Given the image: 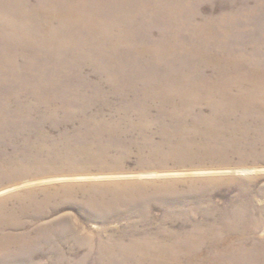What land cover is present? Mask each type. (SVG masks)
I'll list each match as a JSON object with an SVG mask.
<instances>
[{
    "label": "rangeland",
    "instance_id": "obj_1",
    "mask_svg": "<svg viewBox=\"0 0 264 264\" xmlns=\"http://www.w3.org/2000/svg\"><path fill=\"white\" fill-rule=\"evenodd\" d=\"M183 4L199 13V21L239 12L241 23L233 25L230 20L214 29L232 30L219 40L249 44L250 57L252 47L264 43L263 38L253 39L255 31L264 27V0H190ZM259 58L263 67L264 56ZM88 68L87 77L73 76L72 82L83 85L84 93L80 99L68 95L67 108L51 112L26 95L20 97L24 109L29 107L24 119L0 127V214L18 211L32 199L45 203L48 212L37 220L30 211L22 221L31 228L4 234L23 236L43 223L55 224V231L33 232V236L46 234L47 238L33 256L16 254L3 264H60L64 259L61 264H99L106 261L98 251L104 242L128 243L135 236L152 240L155 235L170 247L174 242L165 240L163 233L187 231L197 239L205 238L208 264H264V120L243 121L236 127L240 130L235 143L231 136L216 138L207 131L205 118L210 109L206 105L188 111L180 97L165 104L137 91L118 92L113 79H99ZM87 82L90 88L85 89ZM0 92L5 94V90ZM240 93L231 90L233 96ZM47 94L50 100L64 104L66 93L48 90ZM16 104L11 102V109ZM250 108L243 107L231 120L245 113L255 116L256 109ZM246 127L249 131L243 136ZM68 145L86 148L100 158L95 164L88 159L83 166L53 167L58 159L48 153L54 149L72 153V148L66 150ZM184 146L189 148L172 151ZM79 153H73L75 162L81 161ZM131 191L136 201L128 198ZM32 210L36 214L41 209ZM19 217L8 220L17 222ZM211 228L213 233L208 231ZM242 236L247 239L244 251L211 249L214 242L217 247L224 241L237 246ZM135 250L116 251L109 258L113 264H130L133 259L123 255L136 257ZM179 264L191 263L182 260Z\"/></svg>",
    "mask_w": 264,
    "mask_h": 264
},
{
    "label": "bare ground",
    "instance_id": "obj_2",
    "mask_svg": "<svg viewBox=\"0 0 264 264\" xmlns=\"http://www.w3.org/2000/svg\"><path fill=\"white\" fill-rule=\"evenodd\" d=\"M185 1L190 0H0V91L5 90V94L0 92V127L24 119L29 107L24 109L20 97L26 95L33 97L38 107L51 112L67 108L68 95L80 99L84 93L83 85L72 82L73 76L87 77L84 73L90 67L99 79H113L112 86L119 89L118 92L137 91L165 104H173L180 97L183 108L188 111L200 104L206 105L210 109L205 118L209 123L207 131L216 138L231 136L235 143L240 130L236 127L243 121L254 117L264 120V66L261 67L259 58L264 56V43L252 47L251 57L248 56L249 44L241 40L233 43L219 40L232 30L214 29L215 25L230 24V20L233 25L241 23L239 12H234L232 17L221 15L199 21V13L185 8ZM254 34L253 39H264V27ZM210 71L214 72L209 75ZM89 85L85 83L84 88H90ZM233 89L242 93L233 96ZM48 90L66 93L62 95L64 104L50 100ZM14 101L16 107L11 109L10 103ZM246 106L256 109V115L245 113L232 121L231 116ZM248 131L246 127L242 135ZM71 148L72 153L55 149L48 153L58 159L53 167L83 166L88 164V159L95 164L100 158L86 148L75 149L68 145L66 150ZM157 148L155 146V152ZM184 148L189 146L172 151ZM76 150L81 152L80 162L74 160ZM132 192V197L128 198L136 201ZM116 197L121 194L117 193ZM37 207L41 210L33 214L32 208ZM30 211H33L30 216L37 220L48 213L45 203L32 199L18 211L6 210L0 214V264L15 259L16 254L33 256L47 239L46 234L38 237L33 236V232L55 231V224L43 223L27 231V235L4 234L6 230L31 228L22 221ZM16 216H20L17 222L8 220ZM212 230L208 231L213 233ZM189 232L163 233L165 240L174 242L170 247L155 235L152 240L135 236L128 243L104 242L98 251L106 261L99 264H113L109 256L128 249H136L139 254L136 257L131 253L123 255L133 259L130 264H179L182 260L208 264L209 257L203 249L205 238L197 239L195 233ZM239 239L241 243L237 246L224 241V245L217 247L214 242L211 249L244 251L247 248L244 239H247L244 236ZM177 253H183L184 257L180 259ZM63 262L65 259L60 260V264Z\"/></svg>",
    "mask_w": 264,
    "mask_h": 264
}]
</instances>
